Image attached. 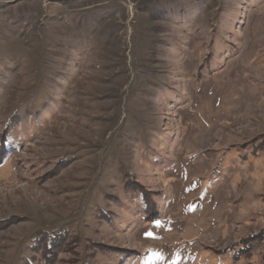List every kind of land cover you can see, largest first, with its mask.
I'll return each mask as SVG.
<instances>
[{
	"label": "rangeland",
	"instance_id": "rangeland-1",
	"mask_svg": "<svg viewBox=\"0 0 264 264\" xmlns=\"http://www.w3.org/2000/svg\"><path fill=\"white\" fill-rule=\"evenodd\" d=\"M146 262L264 264V0H0V264Z\"/></svg>",
	"mask_w": 264,
	"mask_h": 264
},
{
	"label": "trees",
	"instance_id": "trees-1",
	"mask_svg": "<svg viewBox=\"0 0 264 264\" xmlns=\"http://www.w3.org/2000/svg\"><path fill=\"white\" fill-rule=\"evenodd\" d=\"M12 123H13V124H12ZM12 123H11V124L14 125V124L16 123V121H12ZM4 142H5V140H2V144H3ZM50 246H51V245H49V244H48V245H45V246L42 245V246H40V248H41V250H43V249L46 250V253H48V252H49V249H50Z\"/></svg>",
	"mask_w": 264,
	"mask_h": 264
},
{
	"label": "snow or ice",
	"instance_id": "snow-or-ice-1",
	"mask_svg": "<svg viewBox=\"0 0 264 264\" xmlns=\"http://www.w3.org/2000/svg\"><path fill=\"white\" fill-rule=\"evenodd\" d=\"M148 235H150V234H148ZM146 264H148V262H146Z\"/></svg>",
	"mask_w": 264,
	"mask_h": 264
}]
</instances>
